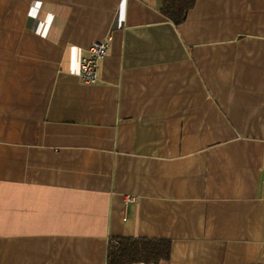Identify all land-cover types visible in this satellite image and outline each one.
I'll use <instances>...</instances> for the list:
<instances>
[{"label": "crops", "instance_id": "1", "mask_svg": "<svg viewBox=\"0 0 264 264\" xmlns=\"http://www.w3.org/2000/svg\"><path fill=\"white\" fill-rule=\"evenodd\" d=\"M162 3L0 0V264L264 263V0Z\"/></svg>", "mask_w": 264, "mask_h": 264}, {"label": "trees", "instance_id": "2", "mask_svg": "<svg viewBox=\"0 0 264 264\" xmlns=\"http://www.w3.org/2000/svg\"><path fill=\"white\" fill-rule=\"evenodd\" d=\"M197 0H163L161 11L174 24L183 23ZM171 243L157 239L120 238L109 244V264H156L170 257Z\"/></svg>", "mask_w": 264, "mask_h": 264}, {"label": "built area", "instance_id": "3", "mask_svg": "<svg viewBox=\"0 0 264 264\" xmlns=\"http://www.w3.org/2000/svg\"><path fill=\"white\" fill-rule=\"evenodd\" d=\"M113 36L107 35L101 40L95 41L80 58L78 77L82 83L96 84L100 79L101 63L108 55ZM141 197L127 195L126 202H140ZM264 264V263H253Z\"/></svg>", "mask_w": 264, "mask_h": 264}]
</instances>
